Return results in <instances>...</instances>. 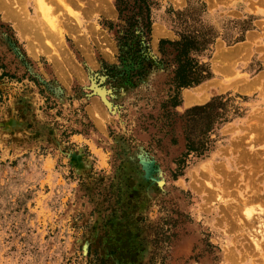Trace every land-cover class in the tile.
<instances>
[{
  "label": "rangeland",
  "instance_id": "rangeland-1",
  "mask_svg": "<svg viewBox=\"0 0 264 264\" xmlns=\"http://www.w3.org/2000/svg\"><path fill=\"white\" fill-rule=\"evenodd\" d=\"M150 1L133 56L115 0H0V264H264V0ZM186 26L215 36L211 78L167 126L158 42ZM221 95L229 121L178 173L186 111Z\"/></svg>",
  "mask_w": 264,
  "mask_h": 264
},
{
  "label": "trees",
  "instance_id": "trees-1",
  "mask_svg": "<svg viewBox=\"0 0 264 264\" xmlns=\"http://www.w3.org/2000/svg\"><path fill=\"white\" fill-rule=\"evenodd\" d=\"M115 10L118 20L123 24L118 25L117 33L122 35L120 47L127 49V55H135L142 50L148 42L151 34L152 18L150 0H115ZM188 12H178L177 16H183ZM186 24V22H183ZM113 24H109L112 30ZM138 30V34L136 31ZM176 40L161 39L158 42V52L162 57L169 58L171 67L170 86L172 94L162 104L163 118L167 126H172L178 115L174 109L180 105L179 91L181 89L198 86L211 78V73L201 57L214 42V34L205 27L190 29L184 27L178 32ZM136 38V41L133 39ZM231 99L226 96H215L204 105L194 106L188 109L184 115L183 136L185 151L177 161L178 173L185 167L189 155L200 158L208 152L211 136L218 128L229 121L234 108H231ZM235 114V112L233 113ZM175 144V139H172ZM98 264H106V261L96 260Z\"/></svg>",
  "mask_w": 264,
  "mask_h": 264
},
{
  "label": "bare ground",
  "instance_id": "bare-ground-1",
  "mask_svg": "<svg viewBox=\"0 0 264 264\" xmlns=\"http://www.w3.org/2000/svg\"><path fill=\"white\" fill-rule=\"evenodd\" d=\"M38 2H39V3H38ZM38 2H37V3H38V5H39V8L42 9V13H43V15H44L45 13H46V15H47V10H48V9H44V8H43V5L41 4L40 0H38ZM18 15H19V14H17V15L15 14V16H14L13 18H15V19L19 18ZM16 16H17V17H16ZM19 16H20V15H19ZM24 18H25V17H23V19H24ZM17 20H18V19H17ZM19 21H20V20H19ZM21 22H22V21H21ZM22 23H23V24H22V27H23V28H25V26L27 27V24H28V23H27V20L23 21ZM18 26H21V25H18ZM18 26H17V27H18ZM25 29H26V28H25ZM22 30L24 31V29H22ZM22 30H21V31H22ZM19 31H20V30H19ZM217 61H218V60H217ZM219 63H220V62H219ZM223 86H224V85H223ZM223 86H222V87H223ZM226 86H227V85H226ZM98 92L100 93V95H101V97H102L101 99H102L103 101H105V98H104V92H103V91L100 92L99 90H98ZM97 94H98V93H97ZM189 95H190V94H189ZM189 95H188V96H189ZM185 96H187V95H185ZM189 97H191V96H189ZM187 98H188V97H185V98H184V102H185V103H186V101L188 102V103H186V105H188L189 102H190V100L188 101ZM197 99H198V97H197ZM202 99H203V98H202ZM202 99H201V100H202ZM196 101H197V100H196ZM198 101H200V100H198ZM262 123H263V122H262ZM247 152H248V151H247ZM244 159H245V158H244ZM245 161H247V160L245 159ZM148 171L150 172V168H149ZM242 199H243V198H242ZM237 200H239V199H237ZM241 201H242V200H241ZM244 201H245V200H244ZM245 202H246V201H245ZM238 203H240V202H238ZM240 205H243V204H240ZM243 207H244V206H243ZM242 209H243V208H242ZM233 210H235V209H233ZM233 210H232V211H233ZM238 210H239V208H238ZM241 211H242V210H241ZM233 212H235V211H233ZM231 213H232V212H231ZM246 214H247V215H246V221H247V222H250V224H251V223L253 224L252 221H253V219H254V217H253L254 215L252 216L251 213L248 212V211L246 212ZM249 214H250V215H249ZM243 217H244V216H243Z\"/></svg>",
  "mask_w": 264,
  "mask_h": 264
}]
</instances>
